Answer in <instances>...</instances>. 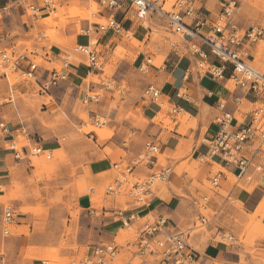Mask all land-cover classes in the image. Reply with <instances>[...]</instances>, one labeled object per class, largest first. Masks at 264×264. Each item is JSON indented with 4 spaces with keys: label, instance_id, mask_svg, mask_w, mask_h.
I'll list each match as a JSON object with an SVG mask.
<instances>
[{
    "label": "rangeland",
    "instance_id": "374dc122",
    "mask_svg": "<svg viewBox=\"0 0 264 264\" xmlns=\"http://www.w3.org/2000/svg\"><path fill=\"white\" fill-rule=\"evenodd\" d=\"M172 1H168L167 8L171 7ZM99 11L104 9L97 0H64L58 10L51 13L52 16L34 19L22 7L20 13L0 19V29L10 31L9 44L23 52L38 51L39 54L34 57L41 67L37 77L10 72L8 79L0 78V102H6L2 115L11 125H24L30 136L40 139L44 147L52 148L51 158L31 155L21 159L10 154L6 162V180L0 183V264H42V260L47 264H68L80 259L89 245L113 237L99 217H92L80 206V185L83 177L89 174L88 164L110 152L114 144L105 149L102 146L113 139L120 124L135 112V104L140 96H144L146 77L154 78L151 70L144 72L140 69L138 56L146 54L152 58L153 64L163 65L168 51L175 46H183L184 39L168 27L166 18L156 14H149L141 21L147 29H151L149 32V29L146 30L147 34L141 42L131 32L129 36L96 32L94 25L90 33L98 39L99 44H92L91 48L99 53L100 69L87 74L85 78L69 76L68 81L43 91L40 84L49 70L63 67L59 61L46 59V52L52 46H63L65 55L75 57L76 42H68V39L75 41V34L68 38V28L73 26L80 34L83 33L82 23L88 22V19L104 22L106 17L100 16ZM236 20L243 27L255 23L264 25V0H241ZM42 47L47 50L42 51ZM254 55L251 63L264 72V41L255 46ZM83 59L88 62L87 58ZM10 84L13 85L11 102L8 100ZM87 94L97 97L98 101L89 99L85 102L83 99ZM258 105L250 104L246 109L252 110ZM165 109L171 111L172 107L166 104ZM98 114L108 116V122L97 126L94 116ZM175 117L180 119L181 114ZM256 125L259 130H264V115ZM96 129H100L105 136H100ZM17 140L20 145L29 143L24 134H19ZM7 145L6 140L4 147ZM187 162L182 168L193 176L197 175V163L189 166ZM219 169L215 167L214 172ZM254 175L263 177L264 166ZM229 180L231 185L238 182L234 174L230 175ZM245 180L250 179L246 177ZM90 186L94 185L88 183L84 190ZM202 188L209 189L212 197L210 207L203 210L204 213L209 217L216 216L215 227L234 234L236 249L239 248L236 261L214 260V264H264V199L258 212L253 214V211L243 208L240 200L232 197L225 200L228 192L220 185L214 186L210 181H205ZM214 191L216 194H213ZM203 193H198V197ZM103 199L104 196H101L94 202L103 205ZM6 204L14 205L18 213L8 234L4 231L3 222ZM195 232L209 236L205 226H199L192 234ZM36 235L40 236L39 241L32 240ZM132 235V228L120 230L117 239L122 242ZM11 236L22 238V250L29 240L25 253L19 252L18 243L9 246L7 239ZM120 256L124 257L125 253Z\"/></svg>",
    "mask_w": 264,
    "mask_h": 264
},
{
    "label": "built area",
    "instance_id": "2783aa9c",
    "mask_svg": "<svg viewBox=\"0 0 264 264\" xmlns=\"http://www.w3.org/2000/svg\"><path fill=\"white\" fill-rule=\"evenodd\" d=\"M64 0H18L17 4L24 6L34 19L43 18L56 12ZM103 9L113 10L104 22H92L88 19L89 33L93 26L99 32H114L122 36H129V31L121 21L116 18L115 11L122 8L133 10L141 19L149 14H158L166 18L168 27L175 33L192 41H198L210 48V52L219 60V64L207 63L209 73L214 79L229 77L237 87L246 93H252L258 99L250 120L242 125H234V115L227 109L225 102L219 103L220 113L216 117L218 129L211 142V155H218L225 164H234L237 168V177L251 176V169L261 171L264 166V130H259L257 121L263 120L264 115V72L251 63L255 59L253 45L264 41V25L261 23L242 27L236 20L239 0H224L220 14L214 18L203 11V0H173L171 7L167 8L169 0H97ZM101 16L102 11L98 12ZM9 14L8 8L0 9V18ZM93 15H96L93 13ZM91 29V30H90ZM10 34L0 30V78H9L10 72L20 73L27 77H37L40 64L34 57V52H23L10 43ZM97 44V43H95ZM195 48L198 47L193 43ZM199 48V47H198ZM76 54L87 58V74L96 73L100 69V57L91 44L75 45ZM204 59L208 54L201 50ZM71 55H66L62 68H52L47 77L40 84L43 91L51 86H57L62 81H68L67 67ZM206 61V59H205ZM203 64V63H202ZM228 64L232 65L229 76L226 74ZM152 58L147 56L140 64V69L150 72L154 66ZM9 102L13 100V85L10 84ZM160 90L154 83H149L144 89V97L148 100H157ZM233 100L239 104L243 97L232 95ZM89 99L98 101L92 95H86L84 101ZM0 102V137L8 141L6 149L13 152L16 158L31 155H44L52 157V149L46 148L40 139L33 138L24 125L18 127L11 125L2 115L3 104ZM181 108L175 107L174 112ZM97 126L106 124L108 116H94ZM24 134L29 140L28 144L20 145L17 136ZM259 141L258 145L257 142ZM253 146V147H252ZM252 147V154L248 151ZM161 144L155 140H148L144 149L130 161H117L114 168L117 176L113 182L108 183L106 193L112 197L122 196L124 204L113 209L112 216L121 223L122 230L133 229V235L127 236L122 242L118 241V233H113L110 239H100L88 246L82 257L68 264H114L119 260L121 264H206L200 252L189 242L192 231L199 226L209 223L208 216L202 211L196 228H181L168 216L154 214L148 208L159 185L167 184L170 180L172 167L160 163ZM258 157V160H256ZM147 168L146 176L138 174V170ZM221 172L216 173L211 183L217 185ZM91 189V188H89ZM200 200V199H199ZM133 205L132 207H130ZM201 210L209 206L208 197L203 196L199 202ZM96 208H88L87 213L96 214ZM103 213V211L101 212ZM100 213V214H101ZM18 213L12 204H6L3 209L4 231H10V226L16 222ZM216 238L228 244H235L234 234L217 227ZM124 251V252H123ZM125 253L124 257L120 255ZM48 262L42 260V264Z\"/></svg>",
    "mask_w": 264,
    "mask_h": 264
},
{
    "label": "crops",
    "instance_id": "0c3cea01",
    "mask_svg": "<svg viewBox=\"0 0 264 264\" xmlns=\"http://www.w3.org/2000/svg\"><path fill=\"white\" fill-rule=\"evenodd\" d=\"M17 1L0 0V9L8 8L9 10V14L0 19L9 18L13 13H20L22 7L25 8L17 4ZM223 1L203 0V12L210 14L214 18L221 13ZM239 3H241V0H239ZM111 13H113V10L104 9L101 16L108 17ZM115 13L116 18L122 22L137 41L141 42L144 40L147 34L146 30L149 29L141 23L144 19L139 18L132 9L128 10L125 7L115 11ZM48 16L45 15L43 18ZM240 26L242 25L240 24ZM81 28L83 33L80 34L75 31L73 26L68 28L66 32L68 38L75 34V41L68 39L69 43L76 42V44L87 45L98 43V39L92 37L91 31L86 33L89 28V22L82 23ZM0 30L10 33L7 28ZM83 39L86 41H81ZM183 39V46H175L168 51L163 65L155 64L152 66L151 72L154 74V78L146 77V86L149 83H154L159 88V98L151 101L144 96H140L134 106L135 112H132L130 119L120 124L113 139L102 146V149H105L110 144H114L110 152L88 164L89 174L83 177V183L80 185L78 197L80 206L86 210L88 208H96V214L91 216L99 217L105 229L112 234L117 232L119 235V231L122 230L121 223L115 221L112 216L113 209L121 206L122 202L125 201L122 196L111 197L106 193L107 182L113 180L117 173L114 172V163L132 160L144 149L148 140H155L161 144L159 161L170 165L172 173L167 184L159 185L156 188L150 206L143 208L144 213L150 210L154 214L168 216L181 228H196L203 211L199 207L201 198L207 196L209 206L211 204L210 201H212L210 199L212 197L208 193L209 189H204V191L202 186L205 181L211 182L212 177L218 172H221V177L219 183L214 186L220 185L221 189L228 192L225 200H229L231 197L238 199L242 202L245 210L253 211L252 213L255 214L264 199V175L263 177L254 175L256 170L251 169L250 180H245L246 177L238 178L236 166L223 163L218 155H211L210 147V142L218 129L216 117L220 113L219 103H226L227 109L234 115V125L239 126L250 120L254 108L252 110H247L246 108L250 104H257L258 99L252 93H246L243 89L234 85L229 77L214 79L209 73L207 63L219 64L220 60L210 52V48L207 45L197 40L192 41L184 37ZM101 42H103V39ZM193 43H196L201 50L208 54L205 58L206 61L200 53L196 52L199 48H195ZM35 47L38 48L40 46ZM45 50L47 48L42 47V51ZM38 54V51L34 52V55ZM145 55L143 57L138 56L139 64L147 57ZM65 56L63 46H52L51 50L45 54L46 59L50 58L49 61H59L62 65ZM83 58V56L77 54L69 60L67 70L70 78L87 77V65ZM160 59L157 60L159 61ZM231 71L232 65L228 64L227 76L230 75ZM232 95H239L243 97V100L237 104L233 100ZM166 104L172 107L171 111L165 109ZM175 107L181 108V110L174 112L173 109ZM178 114H181L180 119L175 117ZM97 131L100 136H105L100 130ZM4 141L6 139L0 137V173L2 174L0 183H4L6 180L4 178L6 162L10 154H12V152L5 151ZM252 147L248 154H252ZM256 160H258V157H256ZM185 161H188L187 164L189 166L194 164V162L197 163V175L193 176L191 172L182 168ZM1 162L4 164H1ZM215 167H220L221 169L214 172ZM148 173L149 170L147 168L138 170V174L141 176H146ZM231 174L237 177L238 182L234 185H231L229 180ZM239 182H242L245 187L240 185ZM88 183H92L94 186L84 190V186ZM201 191L204 193L201 197H198V193ZM213 194H216V192L214 191ZM0 195H2L1 192ZM101 196H104L103 205H96L94 200ZM102 211L103 213H101ZM215 218L216 216H208L209 223L207 222L204 225L209 230V236L204 237L201 232H195L194 235H191L189 242L200 252L206 264H214V260L236 261L239 257V248L236 249L235 244L217 240L216 232L214 231L217 228L214 224ZM21 239L11 236L8 237L7 243L9 246L18 243V250L23 254L29 240L24 250H22ZM32 240L39 241L40 236L36 235ZM114 264L121 263L116 260Z\"/></svg>",
    "mask_w": 264,
    "mask_h": 264
},
{
    "label": "bare ground",
    "instance_id": "6f19581e",
    "mask_svg": "<svg viewBox=\"0 0 264 264\" xmlns=\"http://www.w3.org/2000/svg\"><path fill=\"white\" fill-rule=\"evenodd\" d=\"M132 37V36H131ZM257 44H259V43H257ZM72 58V57H71ZM152 62H153V60H152ZM104 125V124H103ZM102 126V125H101ZM100 129H103V128H100ZM100 129H96V130H100ZM7 147H8V145H7ZM9 150V149H8ZM10 151V150H9ZM10 152H12V151H10ZM12 154H13V152H12ZM116 176H117V173H116ZM116 176L114 177V179L116 178ZM114 179L111 181V182H113L114 181ZM108 194V193H107ZM109 196H111L112 197V195H110V194H108Z\"/></svg>",
    "mask_w": 264,
    "mask_h": 264
}]
</instances>
